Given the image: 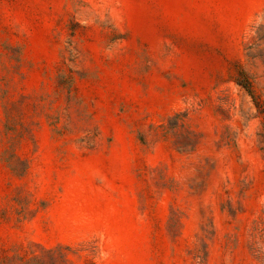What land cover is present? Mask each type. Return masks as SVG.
Returning a JSON list of instances; mask_svg holds the SVG:
<instances>
[{
    "label": "rangeland",
    "instance_id": "1",
    "mask_svg": "<svg viewBox=\"0 0 264 264\" xmlns=\"http://www.w3.org/2000/svg\"><path fill=\"white\" fill-rule=\"evenodd\" d=\"M0 264H264V0H0Z\"/></svg>",
    "mask_w": 264,
    "mask_h": 264
}]
</instances>
